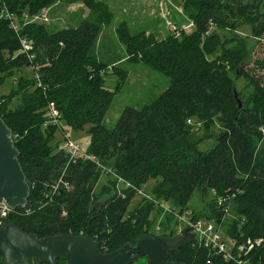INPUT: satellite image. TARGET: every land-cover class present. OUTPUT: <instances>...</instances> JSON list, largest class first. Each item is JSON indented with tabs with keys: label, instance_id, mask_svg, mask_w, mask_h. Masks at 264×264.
Here are the masks:
<instances>
[{
	"label": "trees",
	"instance_id": "1",
	"mask_svg": "<svg viewBox=\"0 0 264 264\" xmlns=\"http://www.w3.org/2000/svg\"><path fill=\"white\" fill-rule=\"evenodd\" d=\"M56 1L60 0H0V86L16 69L34 70L31 77L15 80L17 88L0 98V119L12 133L30 189L25 207L17 208L7 222L39 238L88 235L101 252L110 253L152 235L142 227L149 222L148 206L153 203L129 214L127 209L145 183L154 180L152 196L173 201L180 213L194 191L201 190L209 198L201 218L224 225L226 235L238 244L247 238L261 240L240 259L243 264H264V84L242 65L245 39L222 40L219 34L248 26L249 36L260 39L264 0H186L193 28L179 38L169 34L158 41L140 33L129 35L124 23L117 26L126 53L153 65L169 85L151 103L126 107L112 130L102 124L113 92L104 87L105 64L96 51L101 28L111 22L112 14L100 0H62L84 5L87 17L55 32L46 24L24 23V15L34 16ZM8 14L18 20L17 31ZM22 38L33 45L32 59L21 51ZM233 71L246 81L245 91H235L229 74ZM13 100L18 104L11 107ZM49 103L67 128L77 132L88 127L86 153L104 170L93 161L72 162L57 150L58 127L45 116ZM215 121L221 126L216 144L201 152L194 126L200 123L209 130ZM64 171L70 190L48 202L45 195ZM102 172L108 173L113 186L117 180L112 174L132 187L98 203L94 187ZM165 264L237 263L188 244L170 253Z\"/></svg>",
	"mask_w": 264,
	"mask_h": 264
},
{
	"label": "rangeland",
	"instance_id": "2",
	"mask_svg": "<svg viewBox=\"0 0 264 264\" xmlns=\"http://www.w3.org/2000/svg\"><path fill=\"white\" fill-rule=\"evenodd\" d=\"M100 1L112 14L111 22L101 28L96 49L98 51V58L105 64L102 70L104 87L113 92V98L102 124L107 129L112 130L126 107L139 109L151 103L169 85V79L153 65L146 63L140 57L134 58L126 53V49L120 42L119 35L115 30L116 27L124 23L127 26L129 35L140 33L145 38L152 37L154 40L161 41L169 37L168 35L171 33L173 26L182 28L190 22V19L185 9L186 0ZM87 15L88 10L81 3L68 4L62 0L56 1L49 8V22L46 23V26L52 32L63 28L75 27ZM9 23L11 26L10 20ZM12 26L17 28V30L20 28V24L16 18L12 21ZM187 32L190 33V30ZM219 34L222 40L231 39L233 36H240L245 39L243 41L245 49L242 54V65L247 73L264 84V35L260 39L251 38L248 26H243L237 29V31L222 30ZM229 47H232V45ZM33 74L34 70L32 68L27 69L23 67L16 69L12 78H7L2 86H0V98L9 95L17 88L15 80H18L21 76L29 78ZM229 74L233 79L235 91L237 93L245 91L247 83L244 78L239 76V71H233ZM17 104L18 101L13 100L10 106L14 107ZM60 127L55 132L54 143L59 144L64 140L65 131L66 137L78 144L82 152H87L90 141L88 127H85L83 131L75 132L67 128L62 121ZM220 132L221 126L217 121L214 122L213 127L209 130H206L200 123L195 124L193 129L194 139L200 140L197 149L201 152L212 149L216 144V137ZM109 178L108 173L102 172L94 187V193L98 196V203L114 194L115 191L121 193L125 188L123 181L118 180L120 177L112 175V178L117 180L114 186L109 182ZM155 184L156 181L154 180L147 181L144 187L140 189L142 192L136 193L133 196L127 209V214H129L139 206H148L149 203H153L148 197L156 200V203L165 205H162L164 207L161 208L154 203L153 206H148L151 209L149 222L142 228L143 230L148 228L150 234H152L151 236L159 237L163 235L165 233L163 231L164 228L168 234H173V230L180 225L182 218L185 220H189L192 217L197 218L205 212V204L209 198L203 196L201 190L194 191L191 199L188 201L187 209L180 213L173 208V201L165 202L152 196ZM102 189L105 190L103 193ZM185 211H189L190 213L184 214ZM127 214L126 216H128ZM198 219L203 218L200 216ZM166 222L170 223L167 224ZM208 223H211V221L205 219L204 224ZM220 232L224 239L229 238L226 235V227L224 225H221ZM134 264H147V259L140 258Z\"/></svg>",
	"mask_w": 264,
	"mask_h": 264
},
{
	"label": "water",
	"instance_id": "3",
	"mask_svg": "<svg viewBox=\"0 0 264 264\" xmlns=\"http://www.w3.org/2000/svg\"><path fill=\"white\" fill-rule=\"evenodd\" d=\"M18 156L12 133L0 119V203L11 210L25 207L30 195ZM190 229L180 237L145 235L135 245L126 243L116 251L103 253L88 235L39 238L6 223L0 227V256L3 264H134L140 258H146L147 264H165L170 253L192 242Z\"/></svg>",
	"mask_w": 264,
	"mask_h": 264
},
{
	"label": "built area",
	"instance_id": "4",
	"mask_svg": "<svg viewBox=\"0 0 264 264\" xmlns=\"http://www.w3.org/2000/svg\"><path fill=\"white\" fill-rule=\"evenodd\" d=\"M49 8L42 9L40 12L34 16H27L24 15V23H42L46 24L49 22ZM11 21V28L14 31H17V28L12 26V21H14L15 17L11 15H7L6 17ZM193 28V23L190 21L186 26H183L182 28H177V27H172L171 28V35L174 36V38H179L182 33H189L187 32L188 30H192ZM20 45H21V51L22 53L27 54L29 59H32V55H29V52L32 51L33 45L30 41L26 39H20ZM35 78L37 76L35 75ZM45 116L48 120L49 124H52L59 129L61 128V116L59 111L55 108L53 103H49L48 106L46 107L45 111ZM188 124L189 121H188ZM64 131V130H63ZM66 133L64 131V140L61 141L58 144L57 150L60 152H63L68 156L70 161L75 162L77 159L81 160H89L93 161L98 168H101L102 170L103 167L99 164V162L93 157L92 155H88L87 153H84L81 151L80 147L78 144H76L74 141H72L70 138L65 136ZM64 174L65 171L62 172L60 178L50 187V191L48 194L45 195V199L50 202L53 198V196L57 193H62V192H68L71 188V184L69 181L64 179ZM114 175V174H112ZM117 177V176H116ZM118 180L123 181L125 188H131L132 185L121 178ZM142 191H138L137 193H140ZM150 201H152L154 204L158 205L159 208L164 207L165 205L162 203H156V200H152L150 197H148ZM219 202L223 201V199H219ZM164 205V206H162ZM169 211V209H168ZM15 210H11L8 205L4 202L0 203V227L3 226L7 222V219L11 213H14ZM190 213L189 211H185L184 214ZM182 222L178 227H176L173 230V235L171 237H180L183 236L184 230L186 228H191L190 233L193 236V240L190 243L193 247H199V248H204L208 250L209 252L220 256L223 258L225 261H232L237 264H243L242 260L240 257L242 255H247L250 253L255 247H258L261 243V240H253L250 238H247L244 240V242L238 244L233 238L227 237L224 239L221 235L220 228L221 225H217L215 222L211 221V223L204 224L205 219H197L193 220L192 218L189 220L181 219ZM165 234H168L165 232ZM164 235V233H163ZM82 236V235H80ZM151 236V235H150ZM159 237H162L161 235ZM229 241V242H228ZM209 263V262H208Z\"/></svg>",
	"mask_w": 264,
	"mask_h": 264
}]
</instances>
